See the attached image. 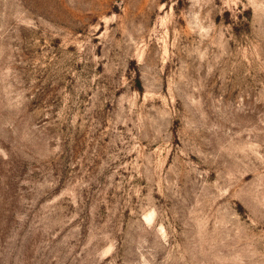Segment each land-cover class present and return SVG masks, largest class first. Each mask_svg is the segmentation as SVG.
I'll use <instances>...</instances> for the list:
<instances>
[{"label":"rangeland","instance_id":"rangeland-1","mask_svg":"<svg viewBox=\"0 0 264 264\" xmlns=\"http://www.w3.org/2000/svg\"><path fill=\"white\" fill-rule=\"evenodd\" d=\"M0 264H264V0H0Z\"/></svg>","mask_w":264,"mask_h":264}]
</instances>
